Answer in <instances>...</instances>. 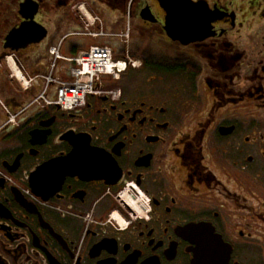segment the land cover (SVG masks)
<instances>
[{
  "label": "flooded vegetation",
  "instance_id": "obj_1",
  "mask_svg": "<svg viewBox=\"0 0 264 264\" xmlns=\"http://www.w3.org/2000/svg\"><path fill=\"white\" fill-rule=\"evenodd\" d=\"M191 1L0 0V264H264V0ZM99 33L140 62L118 95L44 103L49 49Z\"/></svg>",
  "mask_w": 264,
  "mask_h": 264
},
{
  "label": "built area",
  "instance_id": "obj_2",
  "mask_svg": "<svg viewBox=\"0 0 264 264\" xmlns=\"http://www.w3.org/2000/svg\"><path fill=\"white\" fill-rule=\"evenodd\" d=\"M77 10L84 29L96 22V16L88 19L83 3L77 6ZM89 35L92 38L102 36L101 33ZM119 37L121 43L126 45L127 30L119 34ZM49 54L53 58L52 74L50 72L46 76H40L44 85L38 96L44 103L55 104L63 112L82 108L87 97L91 95L107 93L112 94L113 97L118 95V90H113L111 93L106 91L107 81H117L127 69H137L140 65L138 60L133 59L125 52L121 57L115 58L112 48L108 46L91 45L71 56H62L57 47L52 46L49 49ZM5 62L15 77L17 71L24 79L22 68L17 67L10 57H6ZM50 88H53L54 96L52 100H47L45 94ZM136 201L141 208H146L147 200L142 194L136 195Z\"/></svg>",
  "mask_w": 264,
  "mask_h": 264
},
{
  "label": "water",
  "instance_id": "obj_3",
  "mask_svg": "<svg viewBox=\"0 0 264 264\" xmlns=\"http://www.w3.org/2000/svg\"><path fill=\"white\" fill-rule=\"evenodd\" d=\"M157 1L161 4L162 7H165V8L169 7V9H171V10L180 8L182 6L181 4H179L180 1H184L186 3V5H185L186 8H190L193 6V2L191 0H170V1L157 0ZM165 4H166V6H164ZM167 5H168V7H167ZM177 22L182 24L183 20H178V16H170V18H169V25L170 26L176 25ZM24 34L27 36L31 35V36L35 37V40L37 42H39L46 37L47 30L42 25L35 24L33 22H28L25 25L23 24L19 28L11 31L8 38H19V37L23 36ZM171 36L173 39H178V37H176L172 34H171Z\"/></svg>",
  "mask_w": 264,
  "mask_h": 264
},
{
  "label": "rangeland",
  "instance_id": "obj_4",
  "mask_svg": "<svg viewBox=\"0 0 264 264\" xmlns=\"http://www.w3.org/2000/svg\"><path fill=\"white\" fill-rule=\"evenodd\" d=\"M78 40H79V41H78ZM86 41H87L86 39H74V40H72L71 43H72V44H75V45H76V44H79V45H80L79 48H80V49H84V48H86V46H87V45H86V44H87ZM93 42L96 43V44H98V43H100L101 41H100V39H99V40L97 39L96 41H93ZM122 47H123V46L118 45L116 48H117L118 50H122Z\"/></svg>",
  "mask_w": 264,
  "mask_h": 264
},
{
  "label": "crops",
  "instance_id": "obj_5",
  "mask_svg": "<svg viewBox=\"0 0 264 264\" xmlns=\"http://www.w3.org/2000/svg\"><path fill=\"white\" fill-rule=\"evenodd\" d=\"M93 41H95L94 39H87V41H86V48H88L89 46H91V45H98V46H107V45H105V44H100V43H98V44H96V43H94ZM118 45H121V42H119V43H116V47L118 46ZM110 47V46H109ZM86 48H84V49H86ZM77 51L78 50H83V49H76ZM116 55V54H115ZM68 56H71L70 55V53L68 54Z\"/></svg>",
  "mask_w": 264,
  "mask_h": 264
},
{
  "label": "bare ground",
  "instance_id": "obj_6",
  "mask_svg": "<svg viewBox=\"0 0 264 264\" xmlns=\"http://www.w3.org/2000/svg\"><path fill=\"white\" fill-rule=\"evenodd\" d=\"M16 78H17V80H19L20 82H22L23 86H26L27 83L20 77V75L18 74L17 71H16Z\"/></svg>",
  "mask_w": 264,
  "mask_h": 264
},
{
  "label": "trees",
  "instance_id": "obj_7",
  "mask_svg": "<svg viewBox=\"0 0 264 264\" xmlns=\"http://www.w3.org/2000/svg\"><path fill=\"white\" fill-rule=\"evenodd\" d=\"M77 50L75 49V50H73L71 53H70V55H73V54H75V52H76ZM132 55V54H131ZM133 57H137V56H135V55H132ZM116 57L118 58L119 57V55H116Z\"/></svg>",
  "mask_w": 264,
  "mask_h": 264
}]
</instances>
